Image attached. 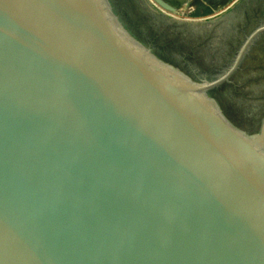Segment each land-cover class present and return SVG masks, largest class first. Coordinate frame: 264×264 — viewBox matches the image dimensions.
Wrapping results in <instances>:
<instances>
[{"label":"water","instance_id":"obj_1","mask_svg":"<svg viewBox=\"0 0 264 264\" xmlns=\"http://www.w3.org/2000/svg\"><path fill=\"white\" fill-rule=\"evenodd\" d=\"M122 1L0 0V264H264V114L216 100L264 21L206 74Z\"/></svg>","mask_w":264,"mask_h":264},{"label":"trees","instance_id":"obj_2","mask_svg":"<svg viewBox=\"0 0 264 264\" xmlns=\"http://www.w3.org/2000/svg\"><path fill=\"white\" fill-rule=\"evenodd\" d=\"M122 10L119 16L121 21L129 32L144 44H147L145 27L153 25L154 27L148 29L157 31L160 23L165 27L170 26L164 16L159 13L148 14V9L145 7L130 6L125 1ZM220 19L216 24L205 23L203 26L218 30L217 34L210 29L207 36L201 33L196 36L200 44L202 41L212 39L207 43V50L217 53L215 65H222L221 69H223L239 49L244 34L247 32L246 35H248L264 21V0H240L234 7L222 14ZM196 30H201V28L196 27ZM215 40L217 44L209 46ZM152 46L162 51L156 41ZM216 100L224 114L230 119L234 120L231 115L236 116L237 121L244 120L245 124L254 123L253 127L257 126L256 119L264 113V32L251 44L229 81L222 84Z\"/></svg>","mask_w":264,"mask_h":264},{"label":"flooded vegetation","instance_id":"obj_3","mask_svg":"<svg viewBox=\"0 0 264 264\" xmlns=\"http://www.w3.org/2000/svg\"><path fill=\"white\" fill-rule=\"evenodd\" d=\"M129 7V6H128ZM179 12L182 13H188L190 14L191 11L189 12L187 9L182 8L178 10ZM177 11V12H178ZM176 13V12H174ZM169 15H173V13H166ZM168 22H175V21H169ZM176 25V24H173ZM158 30L153 31L148 28L154 27L153 25L148 26V28L145 27V35L147 38V44H149L151 47H153L154 41H156L161 49L162 52L183 58L186 60L188 63L199 69L200 71L204 73L208 72H215V71H220L222 70V65H215L217 63L216 61V54L214 52H210L207 50V43L211 42L212 39L209 41H202V44L197 43V44H191V43H196L198 42L197 37H193L192 33L190 30H186V33H180L179 31H176V29H171L170 26L165 27L162 23L158 25ZM196 30V29H195ZM197 31V30H196ZM210 29H207L205 27H201V30H198V33H201L202 35L207 36L209 34ZM195 36V35H194ZM246 34L243 36V40L245 39ZM241 39V38H240ZM201 42V41H200ZM243 42V41H242ZM241 42V44H242ZM240 44V46H241ZM154 48V47H153ZM238 50V49H237ZM236 50V52H237ZM225 63V62H224ZM195 64V65H194ZM264 113H262L263 115ZM231 115V114H230ZM236 117V116H235ZM234 116L231 115L232 120L236 125H239L243 128L249 129L254 126L253 124H250L248 126H244ZM260 116L258 117L257 124L259 121Z\"/></svg>","mask_w":264,"mask_h":264},{"label":"rangeland","instance_id":"obj_4","mask_svg":"<svg viewBox=\"0 0 264 264\" xmlns=\"http://www.w3.org/2000/svg\"><path fill=\"white\" fill-rule=\"evenodd\" d=\"M127 3L130 4V6H140V7H145L148 9V14H156L159 13L160 15L164 16L167 20L169 21H175L176 25H173L172 22H168L170 24L171 29H176V31H179L180 33L184 32L186 33V30H190L193 37H198L199 33L196 32V27H203L205 23H211V24H216L218 21H220V16L227 12L229 9L234 7L240 0H202L204 1L205 4H210L214 10L211 14L200 16V17H194L188 13H182V12H176L173 13V15H169L166 13L161 12L158 10L152 3H150L148 0H125ZM125 1H122V6L121 10L123 8V4ZM190 3L189 5L184 4L183 8L187 9L189 12H196V11H201L202 7L198 6L196 3L193 2V0H189ZM256 2V1H253ZM219 4V5H218ZM124 10V9H123ZM122 10V11H123ZM154 16V15H153ZM207 29H212V27H206ZM213 33L217 34L218 30H213ZM247 33V32H246ZM245 33V34H246ZM244 34V35H245ZM195 35V36H194ZM198 35V36H196ZM196 43H191V44H197ZM217 42L216 40L213 41L209 46L216 45ZM219 44V43H218ZM157 49V48H156ZM160 49V48H159ZM244 120H240L239 123H241L244 126H248L250 124H245ZM254 124V123H251ZM253 127V126H252Z\"/></svg>","mask_w":264,"mask_h":264},{"label":"bare ground","instance_id":"obj_5","mask_svg":"<svg viewBox=\"0 0 264 264\" xmlns=\"http://www.w3.org/2000/svg\"><path fill=\"white\" fill-rule=\"evenodd\" d=\"M150 3H152L158 10H160L163 13H174L177 12L178 10L182 9L183 7H179L176 11H168L167 9H165L162 5H159L158 3H156V1L154 0H149ZM219 5V4H218ZM215 11V10H214Z\"/></svg>","mask_w":264,"mask_h":264}]
</instances>
